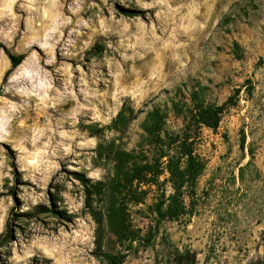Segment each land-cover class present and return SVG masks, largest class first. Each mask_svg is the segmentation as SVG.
<instances>
[{"label": "rangeland", "instance_id": "1", "mask_svg": "<svg viewBox=\"0 0 264 264\" xmlns=\"http://www.w3.org/2000/svg\"><path fill=\"white\" fill-rule=\"evenodd\" d=\"M232 96L193 127L196 214L148 237L158 192L126 183L131 159ZM109 256L264 264V0H0V264Z\"/></svg>", "mask_w": 264, "mask_h": 264}, {"label": "trees", "instance_id": "2", "mask_svg": "<svg viewBox=\"0 0 264 264\" xmlns=\"http://www.w3.org/2000/svg\"><path fill=\"white\" fill-rule=\"evenodd\" d=\"M25 58V55L10 57L11 69L6 77L14 72ZM234 99L235 96L230 97L221 106L201 104L193 119L178 133L149 131L153 152L131 159L134 164L123 174L126 183L155 186L158 192L152 208L155 218L148 237L156 236L164 222L187 224L196 214L199 201L198 181L206 170V163L197 153L198 135L193 127L216 130L226 111L237 105ZM150 117L158 125L159 121H162L158 112L152 113ZM164 174H167V178L160 182L159 178ZM110 221L119 238L122 239L128 234L116 217ZM127 238L128 236L125 237ZM145 243L148 244L150 241L146 240ZM177 258L182 260L184 256L177 255ZM108 260L110 264H124V258L118 256H109Z\"/></svg>", "mask_w": 264, "mask_h": 264}]
</instances>
